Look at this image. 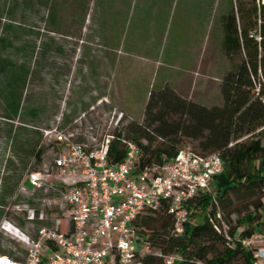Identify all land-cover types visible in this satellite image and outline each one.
Listing matches in <instances>:
<instances>
[{
  "label": "trees",
  "instance_id": "16d2710c",
  "mask_svg": "<svg viewBox=\"0 0 264 264\" xmlns=\"http://www.w3.org/2000/svg\"><path fill=\"white\" fill-rule=\"evenodd\" d=\"M70 2L79 7L83 19L86 15L84 0L35 2L47 10L45 23L49 31L61 34L50 25L65 24L61 12L69 8ZM227 7L217 15H213L212 5L209 8L210 17L215 16L221 32V54L228 59L241 56L234 71L222 80L223 106L209 108L182 98L170 87L154 85L143 122L130 121L124 130L112 136L111 165L124 160L127 141L140 147V165L145 167L175 157L184 139L196 143L195 150L199 154L220 153L224 163V170L214 178L211 191L190 203V221L182 235L175 234V220L165 202L133 223L142 241L140 245L150 249L143 255L137 253L134 264H166L167 256L175 257L173 264H252L253 249L245 247L243 242L264 236V173L260 170L264 168V138L256 136L258 131L264 134V3L262 0H227ZM1 13L0 10V17ZM0 40V51L12 46L7 38ZM43 46L41 52L45 54L49 46ZM30 47H23L26 56ZM32 50L34 53V47ZM28 64L0 55V76H4L0 97L4 100L8 120L33 124L42 117L38 107H26L25 92L32 75ZM35 65L40 66V61H35ZM39 134L37 141L33 138L30 142V154L38 150L36 162L40 165L37 169L46 163L44 147H40L42 133ZM245 137L248 138L244 140ZM3 193L0 204L7 196L5 189ZM233 215L237 217L235 225ZM25 224V220L19 221L21 227ZM0 255L21 260L13 249H0Z\"/></svg>",
  "mask_w": 264,
  "mask_h": 264
},
{
  "label": "rangeland",
  "instance_id": "374dc122",
  "mask_svg": "<svg viewBox=\"0 0 264 264\" xmlns=\"http://www.w3.org/2000/svg\"><path fill=\"white\" fill-rule=\"evenodd\" d=\"M107 1L84 0L86 15L82 17L83 19H81L79 7L70 2L69 8L61 12V17L66 21L65 24L56 27L50 25L52 30L61 33L59 34L49 31V25L45 23L47 10L36 5L37 0H0L2 12L0 39L7 38L12 42L11 47L1 49L0 55L4 59L18 63L22 61L29 63L28 67L32 75L25 92L26 107H38L42 117V120L33 124L21 120H8L5 115L4 100L0 97V199L4 189L7 192L5 202L0 204V224L4 220H9L27 234L35 236L40 226H51L53 220L61 216L57 206H52L50 209L45 201V206H41L33 200L35 197L31 194L19 193L20 184L26 175L40 165L30 154L32 133H38L35 128L59 125L61 129L66 130L67 134H73L75 141L93 145L91 138L100 140L106 134L114 136L117 132L124 130L130 121L142 123L153 86L160 87L162 83H158V80L167 74L171 75L169 79L171 83H168L170 86L167 85V87L178 90V95L182 98L189 100L191 96V101L209 108L223 106L222 80L228 73L234 71L235 66L241 62V56L237 55L228 59L221 54L219 49L221 32L216 26L215 16L209 20L207 58L210 65L203 72L208 77L207 90L206 92L197 90L194 95H188L191 73H179L182 80L176 83L178 74L172 72L171 67L163 66L155 72L154 64H148V62L143 64L141 57L124 55L123 66L114 68L111 65L112 57L107 54L104 43L98 36V33L104 31L106 17L104 3ZM26 2L29 4L27 5ZM262 2L264 3V0ZM227 8V0H221L215 6L213 15H217L220 11L225 12ZM169 10L160 17L157 27L156 35L159 38L161 62L170 58L169 53L175 44L186 43L191 30V16L189 13L186 14V9L182 5L178 3L176 6L169 7ZM75 19L76 22H72ZM82 20L85 23L82 24ZM7 25L11 28L5 30L4 27ZM27 45L31 47L26 56L23 47ZM43 45L49 46V51L45 54L41 52ZM35 61H40L41 65L36 66ZM0 77L1 88L4 85V76ZM119 83H139V85L135 89L131 85L120 88ZM105 94L108 95L107 98L103 97ZM130 108H134L133 111ZM120 112L127 118L120 127H117L115 113ZM83 114L86 115L83 120V134L76 136L75 121ZM95 122L103 125V133L85 135V127ZM256 136L264 138V134L260 131L256 132ZM246 138L248 137L244 140ZM42 147H44L45 161L51 162L55 157L54 151L46 147L44 143ZM181 147H190L196 151V143L190 140L184 139ZM252 167L254 172L257 171L254 165ZM260 170L264 173V168ZM26 186L32 189L29 182ZM39 196L42 197V195ZM26 205L46 208L48 220L42 224L26 222L25 226L21 227L19 221L25 220ZM236 219V215H233L234 225ZM136 248L142 250L141 255L146 253L145 245L137 244ZM0 249L3 251L13 249L21 260L25 259V248L15 239L1 232Z\"/></svg>",
  "mask_w": 264,
  "mask_h": 264
},
{
  "label": "built area",
  "instance_id": "2783aa9c",
  "mask_svg": "<svg viewBox=\"0 0 264 264\" xmlns=\"http://www.w3.org/2000/svg\"><path fill=\"white\" fill-rule=\"evenodd\" d=\"M115 115V125L120 127L127 117L122 112ZM85 118L83 114L75 121L76 136H82ZM85 129L88 136L101 135L104 130L98 122ZM40 132L55 157L43 168L30 171L19 193L31 194L41 206L46 202L50 209L57 206L61 216L51 226H40L35 236L9 220L2 221L0 232L25 248V259L0 255V264H134L136 254L142 253L136 245L142 241L133 223L165 202L175 220V234L182 235L190 221V203L210 192L214 178L224 170L220 153L202 155L190 147L181 148L161 164L141 167V150L133 141L126 142L124 160L111 165L110 134L100 140L91 138L93 145H88L75 141L59 125ZM24 212L29 224L48 220L46 208L26 205ZM243 244L253 249L252 264H264V236ZM145 249L150 252L146 245ZM175 260L165 257L166 264Z\"/></svg>",
  "mask_w": 264,
  "mask_h": 264
},
{
  "label": "crops",
  "instance_id": "0c3cea01",
  "mask_svg": "<svg viewBox=\"0 0 264 264\" xmlns=\"http://www.w3.org/2000/svg\"><path fill=\"white\" fill-rule=\"evenodd\" d=\"M221 0H108L106 7L104 31L98 33L99 39L103 40L105 50L112 57L111 65L123 66L122 57H141L142 63L154 64L155 72L163 66H169L176 73L177 81L182 77L179 73H191L189 76L190 92L194 95L208 86V77L203 74L208 69L210 62L207 58V46L209 41L210 5L215 6ZM182 5L186 14L191 16V30L186 43L175 44L170 53V58L161 62L159 56V38L157 27L163 13L170 11L173 5ZM194 10V11H193ZM63 22V21H62ZM85 23V21L83 22ZM125 67V66H124ZM174 67V68H173ZM156 78V77H155ZM171 75H165L158 83L160 86H170ZM180 79V80H179ZM155 81V80H154ZM154 83V82H151ZM120 88L131 85L135 89L139 83H119ZM179 94L178 90H174ZM107 98L108 95L103 96ZM192 97L190 96V101ZM136 102V100L134 99ZM134 108H130L133 111ZM144 116V115H143ZM43 129V128H42ZM38 133H32L33 140L40 138ZM39 134V135H38ZM42 140V138H41ZM43 141H40L42 147ZM38 150H33L31 157L36 160ZM44 157V156H43ZM34 170V169H33Z\"/></svg>",
  "mask_w": 264,
  "mask_h": 264
}]
</instances>
